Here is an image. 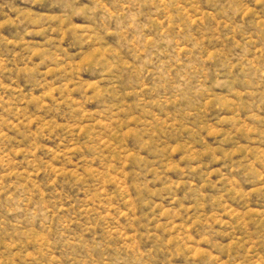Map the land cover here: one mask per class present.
Masks as SVG:
<instances>
[{
  "label": "rangeland",
  "instance_id": "obj_1",
  "mask_svg": "<svg viewBox=\"0 0 264 264\" xmlns=\"http://www.w3.org/2000/svg\"><path fill=\"white\" fill-rule=\"evenodd\" d=\"M0 264H264V0H0Z\"/></svg>",
  "mask_w": 264,
  "mask_h": 264
},
{
  "label": "clouds",
  "instance_id": "obj_2",
  "mask_svg": "<svg viewBox=\"0 0 264 264\" xmlns=\"http://www.w3.org/2000/svg\"><path fill=\"white\" fill-rule=\"evenodd\" d=\"M43 0H33V3L36 4V3H42Z\"/></svg>",
  "mask_w": 264,
  "mask_h": 264
}]
</instances>
